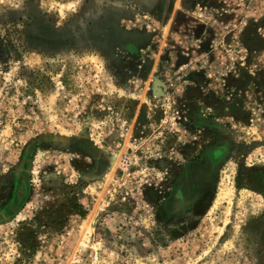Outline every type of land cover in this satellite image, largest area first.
Segmentation results:
<instances>
[{
    "label": "rangeland",
    "instance_id": "374dc122",
    "mask_svg": "<svg viewBox=\"0 0 264 264\" xmlns=\"http://www.w3.org/2000/svg\"><path fill=\"white\" fill-rule=\"evenodd\" d=\"M0 264H264V0H0Z\"/></svg>",
    "mask_w": 264,
    "mask_h": 264
},
{
    "label": "flooded vegetation",
    "instance_id": "af4514ba",
    "mask_svg": "<svg viewBox=\"0 0 264 264\" xmlns=\"http://www.w3.org/2000/svg\"><path fill=\"white\" fill-rule=\"evenodd\" d=\"M199 167H200V166H199ZM199 167H196V166L193 164V166H191V167L189 168V171H190V172L193 171L194 173H195V172H199V171H201V170L203 169V167H201L202 169L199 168ZM195 183H196V182H195ZM202 186H204V185H202ZM188 187H189V186H188ZM191 188H192V187H191ZM191 188L189 187V189H186V191H187V193H188L189 195H193V194H191ZM200 190H201V189L198 190V197H199V198H201V197H200V194H199V193H200ZM203 192H204V191H203Z\"/></svg>",
    "mask_w": 264,
    "mask_h": 264
},
{
    "label": "water",
    "instance_id": "95a60500",
    "mask_svg": "<svg viewBox=\"0 0 264 264\" xmlns=\"http://www.w3.org/2000/svg\"><path fill=\"white\" fill-rule=\"evenodd\" d=\"M156 84H158L159 86H156ZM161 86H164V83L160 79L156 78L154 86V92L156 94H163V89L161 88ZM156 87H158L157 89H159V91H156Z\"/></svg>",
    "mask_w": 264,
    "mask_h": 264
},
{
    "label": "bare ground",
    "instance_id": "6f19581e",
    "mask_svg": "<svg viewBox=\"0 0 264 264\" xmlns=\"http://www.w3.org/2000/svg\"><path fill=\"white\" fill-rule=\"evenodd\" d=\"M156 86H159L158 84H156ZM162 87V86H161ZM158 87H156V91H159V89H157Z\"/></svg>",
    "mask_w": 264,
    "mask_h": 264
}]
</instances>
